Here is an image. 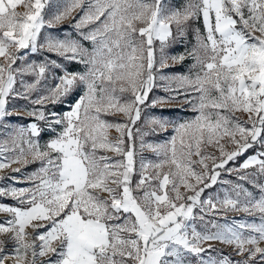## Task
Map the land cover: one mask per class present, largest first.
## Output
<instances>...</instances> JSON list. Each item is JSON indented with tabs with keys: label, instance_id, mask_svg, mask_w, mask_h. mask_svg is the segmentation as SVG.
<instances>
[{
	"label": "snow or ice",
	"instance_id": "snow-or-ice-1",
	"mask_svg": "<svg viewBox=\"0 0 264 264\" xmlns=\"http://www.w3.org/2000/svg\"><path fill=\"white\" fill-rule=\"evenodd\" d=\"M0 181V264H264V0H0Z\"/></svg>",
	"mask_w": 264,
	"mask_h": 264
},
{
	"label": "rangeland",
	"instance_id": "rangeland-1",
	"mask_svg": "<svg viewBox=\"0 0 264 264\" xmlns=\"http://www.w3.org/2000/svg\"><path fill=\"white\" fill-rule=\"evenodd\" d=\"M58 32H60L61 34H63L65 31H71L70 26L65 23L64 25L60 26V28L57 30ZM68 67L71 70H78L79 66L78 65H68ZM178 70H169L171 72H182V71H186V68H182L181 66H178ZM157 93L159 95H164L163 91L161 89H157L156 90ZM63 107V106H61ZM152 115H156V116H162L164 119H169V120H188L193 118V116L195 115L191 108H189L187 105H185L183 108H181L180 106L177 105H173V106H166L163 108H156L154 110H152ZM15 123H23L24 121H22L19 118H14ZM168 134L167 133H162L160 134L159 137H152V139H167ZM249 155L254 154L253 150H249ZM35 166H29L27 169H25V172L30 173L31 171L34 170ZM11 175H16V176H21L23 173H10ZM5 183H10V181H0V185H3ZM21 186V185H18ZM8 203H12V201H8Z\"/></svg>",
	"mask_w": 264,
	"mask_h": 264
},
{
	"label": "trees",
	"instance_id": "trees-1",
	"mask_svg": "<svg viewBox=\"0 0 264 264\" xmlns=\"http://www.w3.org/2000/svg\"><path fill=\"white\" fill-rule=\"evenodd\" d=\"M171 2L174 4H182L184 2V0H171ZM189 39H191V37H189ZM169 51L171 54H178V53L183 51V47L182 46H174L172 49H169ZM178 69H179L178 66H176L171 70L177 71Z\"/></svg>",
	"mask_w": 264,
	"mask_h": 264
}]
</instances>
